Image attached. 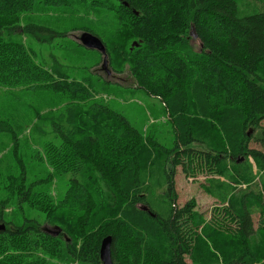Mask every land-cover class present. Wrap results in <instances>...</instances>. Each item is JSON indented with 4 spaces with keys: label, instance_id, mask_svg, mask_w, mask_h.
<instances>
[{
    "label": "trees",
    "instance_id": "obj_1",
    "mask_svg": "<svg viewBox=\"0 0 264 264\" xmlns=\"http://www.w3.org/2000/svg\"><path fill=\"white\" fill-rule=\"evenodd\" d=\"M69 1L0 0V84L69 91L82 101L53 120L61 142L46 147L53 170L48 179L27 183L21 160L19 177L11 171L0 179L20 208L25 203L45 216L44 223L25 218L15 225L0 215L6 225L0 264H103L106 237L112 238L113 264H264V154L250 147L252 140L264 142V0H90L106 20L75 30L99 37L113 69L129 67L137 87L166 105L175 124L172 148L94 100V86L67 79L58 68L45 70L24 41L5 37L43 30L34 22L22 26L36 2ZM189 159L210 176L203 185L208 193L228 203L211 220L196 210V199L177 206V167L186 176L197 171L185 163ZM54 174L71 176L60 201L37 188ZM218 177L248 187L237 190Z\"/></svg>",
    "mask_w": 264,
    "mask_h": 264
},
{
    "label": "rangeland",
    "instance_id": "obj_2",
    "mask_svg": "<svg viewBox=\"0 0 264 264\" xmlns=\"http://www.w3.org/2000/svg\"><path fill=\"white\" fill-rule=\"evenodd\" d=\"M90 3V0H70L64 6H51L36 2L34 8L22 16V26L27 22H34L43 30H35L26 35L19 34L17 37L6 34L5 37L24 41L33 60L45 70L58 68L65 78L94 86L92 89L94 100L123 113L144 135L158 138L162 145L172 148L175 141V124L170 120L166 105L159 98L137 87L136 79L131 75L129 67L118 72L113 69L107 52L103 54L82 45L80 38L86 31L75 28L82 27L88 21L106 20L105 13L97 12ZM91 29L100 32L102 30L93 26ZM65 30L69 31L66 35ZM17 32L22 33V30ZM192 45L196 51L201 48L197 38L192 40ZM78 101H81L79 97L71 95L69 91L56 92L34 85L9 88L0 84V124L3 126L0 128V179L5 178L11 171L18 173V160L25 166L27 183L48 179L53 170L46 163V147L50 143L61 142L54 129L53 120L59 119L73 102ZM4 127L8 130L5 131ZM193 127L196 130L204 128H197L195 125ZM251 134L257 136L260 131L254 128L251 129ZM250 147L263 150L264 142L252 140ZM193 161L189 159L185 163L188 165L192 163L193 167H197ZM201 168L197 167L196 172H190L189 176H186L183 167H177L176 190L179 196L177 206H184L189 200L196 199L199 212L210 218L216 208L213 197L209 196L206 187H203L208 175ZM19 176L20 174L16 175ZM70 177L69 174L61 176L54 174L53 179L46 180L37 188L50 191L55 200L60 201L66 195ZM10 197L11 195L0 185V215H3L5 221L15 225H21L25 218L45 222L43 214L25 203H20V208L16 199ZM159 202L165 209L167 208L166 203ZM260 221L257 217L254 218L257 228ZM45 227L52 233L56 231L51 224H45ZM215 227L218 228L217 225ZM262 228L264 229V226ZM259 252L264 254V249H260ZM260 258L264 260V257Z\"/></svg>",
    "mask_w": 264,
    "mask_h": 264
},
{
    "label": "water",
    "instance_id": "obj_3",
    "mask_svg": "<svg viewBox=\"0 0 264 264\" xmlns=\"http://www.w3.org/2000/svg\"><path fill=\"white\" fill-rule=\"evenodd\" d=\"M81 43L83 46H85L88 49H93V50H98L100 52H102L103 54H106V47L103 43V41L93 35L90 32H84L81 35ZM136 45V43H135ZM106 61V58H105ZM144 211H147V209H143ZM6 229V225L0 224V231H3ZM56 232L54 234L58 235L60 233V229L55 228ZM51 232V231H50ZM111 247H112V238L111 237H106L101 244V248H100V258L103 264H113L112 261V251H111Z\"/></svg>",
    "mask_w": 264,
    "mask_h": 264
},
{
    "label": "crops",
    "instance_id": "obj_4",
    "mask_svg": "<svg viewBox=\"0 0 264 264\" xmlns=\"http://www.w3.org/2000/svg\"><path fill=\"white\" fill-rule=\"evenodd\" d=\"M262 126L264 127V121L262 122ZM257 129V128H256ZM262 142V141H261ZM260 142V143H261ZM258 149V148H257ZM262 151V153L264 154V149L263 150H261ZM249 160H250V162L252 163V166H253V171H254V173H257L258 172V170H257V167H256V165H255V162H254V160L251 158V157H249ZM230 164H231V161L228 163V167H230ZM208 178H210V176H207V178L204 180L205 181V184H206V180L208 179ZM217 179H219L221 182H224V183H228L229 185H233V186H235L236 188H237V190H240V189H247V187H248V185L247 184H233V182L232 181H230V179H228L227 177H218ZM257 181L256 182H258L259 183V179H258V177H257V179H256ZM177 186V185H176ZM237 190L235 189V191L234 192H232V194L231 195H229V198L233 195V194H235V193H238L237 192ZM209 192V190H208V187L206 186V193L209 195V196H211V197H213V201H214V203H215V208H219V207H223V206H227L228 205V203H224V204H222L221 202H219V201H221L222 200V198H220V197H215V196H213L212 194H210V193H208ZM178 193V192H177ZM178 198H179V196H178ZM228 198V199H229ZM227 199V200H228ZM254 204V205H257V203H256V201H252V199L251 198H246V204ZM198 212H199V209H198V207H197V209H196ZM232 212H235L236 214H237V212L236 211H234V209L232 210ZM231 212V213H232ZM199 213H201V212H199ZM202 214V213H201ZM238 215V214H237ZM205 217H206V214L204 215ZM255 217H257L258 218V220L260 219V216H259V213H254L253 215H252V218H253V222H254V218ZM207 218V217H206ZM208 220H210L211 219V216H210V218H207ZM230 219V218H229ZM235 221L237 222L238 221V218H236L235 219ZM257 225V224H256ZM255 225V223H254V228H256L257 226ZM189 260V259H188ZM187 260V261H188ZM190 261V260H189ZM190 263V262H189Z\"/></svg>",
    "mask_w": 264,
    "mask_h": 264
}]
</instances>
